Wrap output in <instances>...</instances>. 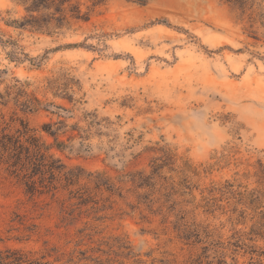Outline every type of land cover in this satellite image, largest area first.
I'll use <instances>...</instances> for the list:
<instances>
[{"label": "rangeland", "instance_id": "1", "mask_svg": "<svg viewBox=\"0 0 264 264\" xmlns=\"http://www.w3.org/2000/svg\"><path fill=\"white\" fill-rule=\"evenodd\" d=\"M24 15L0 0V34L41 59L0 46V124L47 145L51 125L68 146L52 153L83 177L31 195L0 161V254L264 264V0H111L63 34L6 25Z\"/></svg>", "mask_w": 264, "mask_h": 264}, {"label": "trees", "instance_id": "2", "mask_svg": "<svg viewBox=\"0 0 264 264\" xmlns=\"http://www.w3.org/2000/svg\"><path fill=\"white\" fill-rule=\"evenodd\" d=\"M12 1L23 8L25 15L21 20L6 22V25L20 30L30 29L31 32L37 33L63 34L61 30H68L72 21H89L93 8L103 6L111 0H88L91 3V10L87 8L85 12H82L81 5L78 2H73V0ZM126 1L138 6H146L154 0ZM0 46L6 51V56L12 63L23 64L28 62L36 67L40 64L41 59L31 58L16 41L4 39L2 34H0ZM60 47L82 48L86 46L84 44H70ZM20 106L23 114L32 113L38 107V102L37 105H29V103L27 105L26 102ZM61 110L64 111V109ZM0 125L3 126L0 131V161L7 165L9 176L20 182L26 193L31 195L35 192L41 194L46 191L48 193L56 189L55 183L61 179L65 181V186H71L78 183L83 177L81 168H67L52 153L53 149L60 152L65 151L68 146L58 140V133L56 130H52L51 125L43 126L44 133L53 138V144L50 145L38 138L22 119L11 118L8 123L3 120ZM12 130L13 133L10 132ZM100 176L97 174L93 179L97 186L101 182H97V180L102 179ZM87 177L93 176L87 174ZM22 259L14 251H6L5 255L0 254V264H49L39 260Z\"/></svg>", "mask_w": 264, "mask_h": 264}]
</instances>
